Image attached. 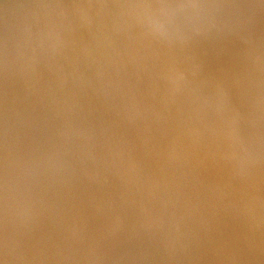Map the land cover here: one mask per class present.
Listing matches in <instances>:
<instances>
[{
	"label": "water",
	"instance_id": "1",
	"mask_svg": "<svg viewBox=\"0 0 264 264\" xmlns=\"http://www.w3.org/2000/svg\"><path fill=\"white\" fill-rule=\"evenodd\" d=\"M161 2L0 0V264H264V0Z\"/></svg>",
	"mask_w": 264,
	"mask_h": 264
},
{
	"label": "clouds",
	"instance_id": "2",
	"mask_svg": "<svg viewBox=\"0 0 264 264\" xmlns=\"http://www.w3.org/2000/svg\"><path fill=\"white\" fill-rule=\"evenodd\" d=\"M120 7L143 10V17H138L145 27L146 33L155 39L168 40L173 34L183 38L185 29H191L193 34L199 35L210 28L218 27L215 13L224 9V5L215 3H199L195 0L177 3H139L121 5ZM246 160H253L251 153L246 151L243 157ZM9 176L8 163L4 180V217L6 231L4 236L5 256H17L22 252L17 250L16 245L10 240L8 233L9 215Z\"/></svg>",
	"mask_w": 264,
	"mask_h": 264
},
{
	"label": "snow or ice",
	"instance_id": "3",
	"mask_svg": "<svg viewBox=\"0 0 264 264\" xmlns=\"http://www.w3.org/2000/svg\"><path fill=\"white\" fill-rule=\"evenodd\" d=\"M3 243H4V239H3Z\"/></svg>",
	"mask_w": 264,
	"mask_h": 264
}]
</instances>
